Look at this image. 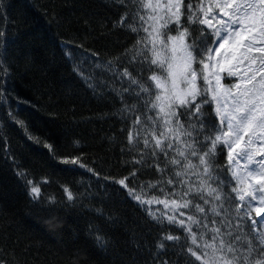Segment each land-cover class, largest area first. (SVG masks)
<instances>
[{
  "label": "trees",
  "instance_id": "obj_1",
  "mask_svg": "<svg viewBox=\"0 0 264 264\" xmlns=\"http://www.w3.org/2000/svg\"><path fill=\"white\" fill-rule=\"evenodd\" d=\"M123 11L117 0H0V31H7V48L0 46V264L142 260L162 232L186 235L166 220L161 229L149 216L148 207L163 205L142 206L115 183L128 177L137 192L143 182L146 197L165 195L149 188L161 179L150 157L143 168L136 165V178L130 175L140 151L128 150L131 114L118 93L129 86L120 79L124 68L136 74L125 54L136 37L117 23ZM124 96L131 105L133 98ZM66 157L86 167L66 165ZM251 224L242 222L245 233ZM97 230L109 240L107 249L97 246Z\"/></svg>",
  "mask_w": 264,
  "mask_h": 264
},
{
  "label": "snow or ice",
  "instance_id": "obj_2",
  "mask_svg": "<svg viewBox=\"0 0 264 264\" xmlns=\"http://www.w3.org/2000/svg\"><path fill=\"white\" fill-rule=\"evenodd\" d=\"M117 4L124 9L117 23L136 37L125 50L136 74L124 68L120 79L127 78L129 86L118 93L123 112L131 114L125 117L132 120L128 150L140 151L130 175L136 178V165L143 168L150 157L161 179L149 188L158 186L165 195L146 197L143 182L137 192L128 177L115 183L142 206L163 205L156 211L148 207L149 216L161 229L166 220L186 235L162 232L147 258L134 255L116 264H264V228L257 227L264 225V0ZM6 37L7 31H0L4 48ZM146 70L151 75L144 79ZM124 93L133 98L131 105ZM62 162L86 167L77 157ZM31 193L39 196L40 188L33 186ZM56 204L51 200V207ZM246 219L252 224L245 233ZM95 242L104 249L110 243L98 230Z\"/></svg>",
  "mask_w": 264,
  "mask_h": 264
}]
</instances>
